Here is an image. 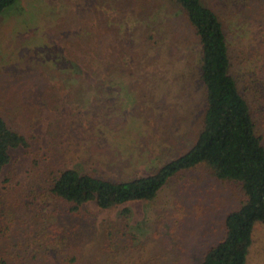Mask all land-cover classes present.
<instances>
[{
  "label": "rangeland",
  "instance_id": "rangeland-1",
  "mask_svg": "<svg viewBox=\"0 0 264 264\" xmlns=\"http://www.w3.org/2000/svg\"><path fill=\"white\" fill-rule=\"evenodd\" d=\"M201 1L225 28L264 145V0ZM200 63L199 38L172 0H18L0 15V117L28 140L0 172V264L202 262L245 200L206 166L153 200L88 203L76 217L50 193L65 169L128 181L187 152L205 109ZM150 65L162 66L159 78ZM76 225L87 237L54 252L59 226ZM246 264H264V222Z\"/></svg>",
  "mask_w": 264,
  "mask_h": 264
},
{
  "label": "trees",
  "instance_id": "trees-1",
  "mask_svg": "<svg viewBox=\"0 0 264 264\" xmlns=\"http://www.w3.org/2000/svg\"><path fill=\"white\" fill-rule=\"evenodd\" d=\"M17 1L0 0V15ZM172 1L186 14L201 46L199 70L205 109L196 142L157 171L128 181L82 173L73 168L59 171L51 178L50 193L69 205L65 217H76L88 203L110 210L130 202L153 200L179 173L206 166L215 178L239 184L245 200L226 217L224 238L207 250L200 264H246L254 227L264 222V145L257 133L247 89L241 84V76L232 73L227 35L219 16L201 0ZM160 73L162 66H149L150 77L159 78ZM27 144L26 136L8 127L0 117V172L9 163L10 150ZM129 213V209L123 210L126 219ZM55 232L58 246L54 252L61 247L58 254L64 256L67 253L63 251L72 247L76 239L87 237L78 225L67 231L59 226ZM104 233L110 239L111 232L104 228ZM74 259L76 257L70 260Z\"/></svg>",
  "mask_w": 264,
  "mask_h": 264
}]
</instances>
